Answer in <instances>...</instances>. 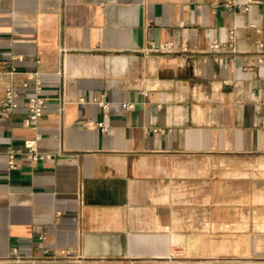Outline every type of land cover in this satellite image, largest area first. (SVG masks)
<instances>
[{
    "label": "crops",
    "instance_id": "1",
    "mask_svg": "<svg viewBox=\"0 0 264 264\" xmlns=\"http://www.w3.org/2000/svg\"><path fill=\"white\" fill-rule=\"evenodd\" d=\"M247 1L0 0V104L20 94L0 115V264H264V0ZM32 74L48 111L26 127ZM36 136L50 158L9 168Z\"/></svg>",
    "mask_w": 264,
    "mask_h": 264
},
{
    "label": "built area",
    "instance_id": "2",
    "mask_svg": "<svg viewBox=\"0 0 264 264\" xmlns=\"http://www.w3.org/2000/svg\"><path fill=\"white\" fill-rule=\"evenodd\" d=\"M224 6L227 10L240 9L243 12L248 10L249 2L247 0H225ZM236 39L235 29L232 28L228 31L226 38L216 39L209 45V50L213 54H222L225 52H234V42ZM259 48L264 50V44H260ZM151 50L158 52H173V44H164L160 48L151 47ZM181 51H187L185 42L181 44ZM251 70V69H250ZM30 82L33 84V95L29 100L27 105V115L23 120V124L26 127H33L35 124L46 114L48 111V106L45 103L44 98L41 95L43 89V79L38 74H32L29 76V82L23 84L24 89L30 87ZM258 104L261 107H264V83L260 86L257 93ZM128 109L132 108V105L126 106ZM20 108V94L18 90L13 88H7L4 93V97L0 104V115L8 116L9 114L17 111ZM104 109L106 112L109 110V106L105 105ZM98 126L103 130L107 131V127L103 122L99 123ZM40 137L36 136L35 138L27 139L24 141L22 149L15 147H7L5 149L6 156L8 158L9 168H15V158L17 155L24 153L25 156L31 160L33 163L41 162L48 160L49 155L42 154L39 151L38 143ZM44 237H40V240H43Z\"/></svg>",
    "mask_w": 264,
    "mask_h": 264
}]
</instances>
